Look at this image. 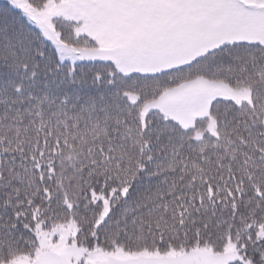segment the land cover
Masks as SVG:
<instances>
[{
	"label": "snow or ice",
	"instance_id": "1",
	"mask_svg": "<svg viewBox=\"0 0 264 264\" xmlns=\"http://www.w3.org/2000/svg\"><path fill=\"white\" fill-rule=\"evenodd\" d=\"M0 264H264V0H2Z\"/></svg>",
	"mask_w": 264,
	"mask_h": 264
},
{
	"label": "rangeland",
	"instance_id": "2",
	"mask_svg": "<svg viewBox=\"0 0 264 264\" xmlns=\"http://www.w3.org/2000/svg\"><path fill=\"white\" fill-rule=\"evenodd\" d=\"M0 2H2V0H0Z\"/></svg>",
	"mask_w": 264,
	"mask_h": 264
}]
</instances>
